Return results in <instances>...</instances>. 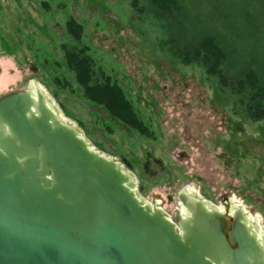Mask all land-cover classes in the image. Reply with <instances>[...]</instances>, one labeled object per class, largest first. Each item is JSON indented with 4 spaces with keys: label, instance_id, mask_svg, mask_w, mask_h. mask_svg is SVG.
<instances>
[{
    "label": "rangeland",
    "instance_id": "1",
    "mask_svg": "<svg viewBox=\"0 0 264 264\" xmlns=\"http://www.w3.org/2000/svg\"><path fill=\"white\" fill-rule=\"evenodd\" d=\"M137 7L133 0H0V97L32 83L44 89L71 127L115 159L145 203L171 221L178 193L196 187L214 208L239 200L264 227V121L244 119L241 105L200 63L171 53L168 35ZM74 49L89 55L101 81L124 91L142 129L88 98L66 56Z\"/></svg>",
    "mask_w": 264,
    "mask_h": 264
},
{
    "label": "water",
    "instance_id": "2",
    "mask_svg": "<svg viewBox=\"0 0 264 264\" xmlns=\"http://www.w3.org/2000/svg\"><path fill=\"white\" fill-rule=\"evenodd\" d=\"M39 88L0 97V264H264L244 210L178 193L174 221Z\"/></svg>",
    "mask_w": 264,
    "mask_h": 264
},
{
    "label": "trees",
    "instance_id": "3",
    "mask_svg": "<svg viewBox=\"0 0 264 264\" xmlns=\"http://www.w3.org/2000/svg\"><path fill=\"white\" fill-rule=\"evenodd\" d=\"M133 7L157 21L171 53L203 66L241 105L244 119L264 121V0H133ZM66 56L89 99L101 100L112 116L142 129L124 91L95 75L89 55L74 49Z\"/></svg>",
    "mask_w": 264,
    "mask_h": 264
},
{
    "label": "bare ground",
    "instance_id": "4",
    "mask_svg": "<svg viewBox=\"0 0 264 264\" xmlns=\"http://www.w3.org/2000/svg\"><path fill=\"white\" fill-rule=\"evenodd\" d=\"M31 88H39L40 90H42V92H44V89H42L41 87H38L37 85H35V84H30L29 85ZM46 91V90H45ZM44 94H45V92H44ZM46 95V94H45ZM47 96V95H46ZM48 99H49V97H47ZM48 101H50L51 102V100L49 99ZM60 117H61V120L65 123V124H67V125H69V126H72V124H70L64 117H62L61 115H60ZM188 186V185H187ZM186 187V186H185ZM187 194H189V195H191V196H194V197H196V198H198V199H200V200H202L201 198H200V196H199V194H198V192H197V189H196V187H186L185 189H183ZM233 203H232V202ZM239 201V200H238ZM237 200H235V199H232V200H230L229 201V204H228V208H229V211H232L233 209H235V208H241L242 210H244V212H245V215L247 216V218H248V222H249V224L254 228V230L257 232V236H258V238H259V240L260 241H263L264 242V227H263V225H262V223H261V221H260V218L257 216V215H252L251 214V212H250V210H247L246 209V207H244L243 205H241V203L240 202H238ZM234 205V206H233ZM157 207V206H156ZM177 207L180 209V212L181 213H183V209L181 208V207H179L178 205H177ZM217 207V206H216ZM224 207H225V205H222L221 207H217V208H219V210L221 211V210H223L224 209ZM159 208V207H158Z\"/></svg>",
    "mask_w": 264,
    "mask_h": 264
}]
</instances>
